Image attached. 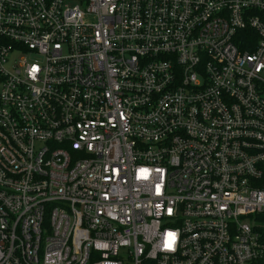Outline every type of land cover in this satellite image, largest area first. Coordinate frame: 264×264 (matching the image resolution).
Here are the masks:
<instances>
[{"label": "built area", "instance_id": "2783aa9c", "mask_svg": "<svg viewBox=\"0 0 264 264\" xmlns=\"http://www.w3.org/2000/svg\"><path fill=\"white\" fill-rule=\"evenodd\" d=\"M264 0H0V264L264 260Z\"/></svg>", "mask_w": 264, "mask_h": 264}, {"label": "trees", "instance_id": "16d2710c", "mask_svg": "<svg viewBox=\"0 0 264 264\" xmlns=\"http://www.w3.org/2000/svg\"><path fill=\"white\" fill-rule=\"evenodd\" d=\"M258 219H260L261 223L264 224V213L261 214V215H259V216H258ZM260 231L262 232V234H263V239H264V225L260 227ZM251 264H264V260L255 261V262H253V263H251Z\"/></svg>", "mask_w": 264, "mask_h": 264}]
</instances>
